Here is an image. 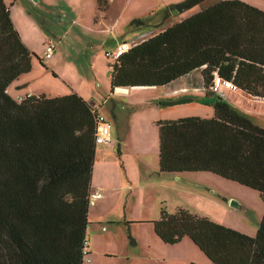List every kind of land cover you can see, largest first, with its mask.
<instances>
[{
  "label": "trees",
  "instance_id": "obj_1",
  "mask_svg": "<svg viewBox=\"0 0 264 264\" xmlns=\"http://www.w3.org/2000/svg\"><path fill=\"white\" fill-rule=\"evenodd\" d=\"M33 56L0 0V264H82L99 112L76 92L10 96L8 85L31 69ZM110 65L112 89L163 85L200 69L206 89L219 77L264 98V10L217 1L135 42ZM212 106L209 118L156 121L159 170L208 171L258 190L264 203V126L221 95ZM152 223L164 243L188 237L208 264H264V213L254 236L183 208L161 207Z\"/></svg>",
  "mask_w": 264,
  "mask_h": 264
},
{
  "label": "crops",
  "instance_id": "obj_2",
  "mask_svg": "<svg viewBox=\"0 0 264 264\" xmlns=\"http://www.w3.org/2000/svg\"><path fill=\"white\" fill-rule=\"evenodd\" d=\"M3 1L9 7L10 17L15 28L19 32L22 41L31 51H33L34 53L36 52V57L41 58L37 53L44 49V43L49 40L54 41V43H56L55 40H57V46L65 42V45H68L70 48L72 47L73 43H76L81 48V54H83V57H86L88 55L89 47L97 48L95 54H91L89 65L92 74L91 82L94 83L97 89L101 88L103 92L104 98H101V100H99L100 97L99 99H97L96 94L94 93L90 95L86 94L85 92L87 91V89L84 88L83 84L80 82L76 83V80L79 78L78 74H76L73 80L72 73H62L59 72L58 69H56L57 63L60 61L59 59H63V61H65V58L67 56H71L67 51L70 48L67 46H64L67 52L61 54V52L55 53V45L52 56L48 58V66H46L47 64H45V67L42 66L35 56H33L32 58L31 66L32 69L34 64L36 63L43 67L45 70H51V72H54V76H61L70 87V89L68 90H64L65 87H61L62 90L66 91L62 93L66 94L70 92H76L85 100H87L91 105L94 106L95 104L94 107L97 108L98 112L103 114L105 117L106 115L101 111H104V107L108 106V108L110 109L109 115L116 119V130H113L112 122L110 120V141L108 143L96 145L90 186L92 190L98 189L101 192V196L97 198L93 204H90L92 207L90 210V206L88 207L87 216H98V219H101V217H104L106 212L109 210L105 208V202H108L111 203L112 207L115 208H119L120 206H122L123 211H121V215L124 221L135 220L134 222L136 223L142 222L148 224L152 222L151 220L157 219L159 217L157 216L158 211L160 215V208L162 207V205L159 209L151 207L150 215L143 213L134 214L135 205H137V208H140L141 203L143 204V200L141 197L134 198L132 195L134 191L133 179L132 176H130L129 169L135 168L136 175L142 177V179L151 177L152 173L157 174L161 178H165L164 176H170V174H173V178L179 179L181 176V172L163 173L159 170V142L157 153L156 150L152 149L156 154V160L153 162V158L150 159V163H152L150 168H145V170L143 169L145 164L141 160L142 157L140 156V152L142 153L143 151L145 153H148V150L144 148H141V151L130 150L129 156L131 155V161L129 160V163H127V161L123 158L125 153L123 149L120 148V146H117V148L114 150L111 146L113 141V134L116 133L118 137L121 132L126 138L130 134L134 135V130H136L137 126L139 125V129H144L146 131L147 137L150 136L152 137V139L153 137L154 139H156V137L158 136V127L156 121L175 119V117H183L185 115H197L199 117L209 118L213 116L212 102L214 100V96L221 95L232 104L238 106L236 103V99L239 98V95L229 91L227 88H225L227 87L225 85H221L217 91L206 89L202 81L200 69L192 70L163 85L116 87L112 89L110 87L111 61L108 57H104L103 54L105 55L106 51H112L123 42L133 44L139 40H142L145 35L154 31L155 28H152L153 26L158 25L157 27H160L164 25V22H168V25L172 24L174 20H181L191 13L198 11L200 8L197 6L198 8L194 10L191 9L184 11L178 8L176 4H171L173 5V7L167 6V8L163 5L165 7L163 11H159L158 15L154 16V11L158 10V6L162 5L161 3H163L161 2L159 4L160 0ZM173 8L179 11L180 15L178 18L166 16L167 12L172 13ZM29 9L37 11L38 13H40L41 17L46 20H49L48 16L49 14H51L52 18H55V20H53L58 23H62L60 22V18H62V16H65L68 18L69 24L64 28V30L60 29L59 32H55V30H58L55 28L53 32L50 31L51 34L48 35V33L46 34V32H44L43 34V32L38 28L39 26L36 22V19H34L31 16V13L28 12ZM152 17H154L155 20H152ZM20 18L25 20V23L28 25V29L19 30ZM136 18L142 20L143 23L138 26L131 24V20ZM55 24L57 25V23ZM61 26L62 25H60V27ZM73 27H76L77 30L74 31V33L71 35L69 31ZM53 35L56 38H54ZM87 35L96 37L97 42L95 41V43L90 44L91 41H88ZM96 59L99 62L98 69L94 68V63L97 62ZM105 60L109 61L108 70H106L107 65ZM24 74L25 73L19 75L7 87V92L15 99L17 96L24 97L27 94L37 95L35 94L34 88H32L31 86L33 78L29 76H23ZM35 74L40 75L39 70L36 71ZM46 76L47 75L44 74L43 78H47ZM230 86L232 87V85ZM108 87L110 88V93L106 94V89ZM177 100H182V102H176ZM199 101L204 105H195V103ZM191 105H193L194 107H191ZM187 106H190L193 111L197 112H185L184 108H186ZM173 109H177L178 111H175ZM175 112H178L179 114L175 116L173 114ZM133 114H139V117L137 119L133 118ZM151 143L153 146V140ZM144 155L146 156L147 154ZM138 182H141L140 178L138 179ZM123 192L127 193V196H125V198H123ZM121 198H123L124 201ZM129 204H131L132 206L130 207V210H127ZM106 218L111 219L110 217ZM88 224H90L89 218ZM103 228L105 229L106 226L103 225ZM149 230L150 229L148 228V231ZM153 233L154 236H156V238L160 240V238L155 234L154 230ZM87 250L89 253L88 248ZM90 261L91 260L89 258L87 264H89Z\"/></svg>",
  "mask_w": 264,
  "mask_h": 264
},
{
  "label": "rangeland",
  "instance_id": "obj_3",
  "mask_svg": "<svg viewBox=\"0 0 264 264\" xmlns=\"http://www.w3.org/2000/svg\"><path fill=\"white\" fill-rule=\"evenodd\" d=\"M185 1L186 0H160L159 4L161 2L164 4L161 3L162 5L158 6V10H155L153 14L154 16H157L159 11H163L165 7H173L171 4H178ZM217 1L220 0H198L190 7H187L184 11L191 9L194 10L198 7L200 8L199 10H202ZM242 1L251 5L255 4L253 6L264 10V0ZM28 12H30L31 16L36 19L39 26L38 28L43 34L46 32V34L48 33L49 35L51 34L50 31L53 32L55 28L58 29L55 30V32H59L60 29L64 30L69 24V20L65 16L60 18V22L62 23H58L54 21L55 18H52L51 14H49V16L47 15L49 20H46L41 17L40 13L37 11L29 9ZM179 15V11L175 8H173L172 13H166L167 17L178 18ZM152 20H155L154 17H152ZM176 21L178 20H174V22ZM19 22V30L28 29L25 20L20 18ZM55 23H57L58 26ZM60 25L62 26L60 27ZM166 25H168V22H164V25L160 27H157L158 25L153 26L152 28L155 29L151 33H156ZM76 30L77 28L73 27L70 29L69 33L72 35ZM151 33H148L145 37L152 35ZM87 36L88 41H91L90 44L95 43V41L97 42L96 37L92 35ZM54 38L56 37L54 36ZM55 41L58 43L57 40ZM64 46L69 47L68 45H65V42L59 44V46L56 45L55 53L61 52L62 54L68 51L71 56H67L65 61L59 59L60 61L57 63L56 69L62 73H72L73 80L76 74H78L79 78L76 80V83L80 82L83 84L84 88L87 89L85 92L86 94L90 95L94 93L96 94L97 99L100 97L99 100L104 98L101 88L97 89L94 83L91 82L92 74L90 71L89 59L91 54H95L97 48L89 47L88 55L83 57V54H81V48L78 44L73 43L72 47H69L70 49L67 51ZM37 54L43 59L44 64H47L46 66H48V58L44 57V49ZM103 56L106 57L104 54ZM96 61L97 62L94 63V68L98 69L99 62L97 59ZM106 65V70H108L109 61H106ZM38 70L40 75L35 74ZM44 74L47 75V78L45 79L43 78ZM23 76L33 78L31 86L34 88L35 94L37 95H64L65 93L62 92H66L64 90L70 89L69 85L61 76L55 75V77L51 70H45L36 63L33 68ZM225 86H227L225 88L229 91L239 95V98L235 99L237 100L236 103L240 109L250 115L256 123L264 126V98L246 94L234 86ZM61 87H65V89L62 90ZM109 93L110 88L108 87L106 89V94ZM199 104L200 106L204 105L203 103L201 104L200 101L195 103V105L198 106ZM191 107L194 106L191 105ZM191 107L187 106L184 108V111L197 112L193 111ZM173 110L178 111L177 109ZM101 112L111 120L113 130H116V119L109 115L110 109L108 106H105L104 111L102 110ZM173 114L176 116L179 113L175 112ZM186 116L197 115H185L183 117ZM132 117L137 119L139 114H133ZM177 118L181 117H175V119ZM134 132V135L130 134L126 138L121 132L118 137L116 133H114L111 146L114 150L117 146H120V148L123 149L125 152L123 158L127 163H129V160L131 161V155L129 156L130 150L141 151V148L148 150V153L143 151L142 153L140 152V156L142 157L141 160L145 164L143 169L145 170V168H150L152 164L150 163V159L153 158V162L156 160V154L153 150H156L157 153L159 139L158 136L156 139H154V137L152 139L150 136L147 137L146 131L144 129H139V125ZM152 140L153 146L151 143ZM144 154L147 155L145 156ZM129 173L133 179V197H141L143 200V204L141 203L140 208H137V205H135L134 214L143 213L150 215L151 207L159 209L161 205L169 213H173L177 209L183 208L192 214L206 217L250 236H254L264 213V203L260 198L258 190L244 186L236 181L222 178L211 172H181L179 179L173 178V174L161 178L154 173H152L151 177L142 179V177L136 175L135 168H130ZM139 178L141 179L140 183L138 182ZM122 195L123 198H125L127 193L123 192ZM123 198L121 199L123 200ZM231 200H235L237 204H231ZM131 206L132 205L129 204L127 210H130ZM91 207L92 206L90 205L89 210ZM105 208L109 210L104 217H101V219H98V216L92 217V215L88 217L90 224L87 225L86 244L89 249L87 256L91 260L89 264H208L206 256L188 237H182L178 242L173 244L164 243L154 236L152 222L147 224L142 222L136 223L134 222L135 220L124 221L121 215V211H123L122 206L115 208L112 207L111 203L105 202ZM157 216H159V211ZM106 217H110L111 219H107ZM103 225L106 226L105 229L103 228ZM148 228L150 229L149 231Z\"/></svg>",
  "mask_w": 264,
  "mask_h": 264
},
{
  "label": "built area",
  "instance_id": "obj_4",
  "mask_svg": "<svg viewBox=\"0 0 264 264\" xmlns=\"http://www.w3.org/2000/svg\"><path fill=\"white\" fill-rule=\"evenodd\" d=\"M134 44V43H133ZM128 42H123L119 44L115 49L112 51H106L105 55L108 57L111 61V63L115 62L119 55H121L124 51H126L131 45H133ZM55 47V43L52 40L47 41L44 43V57L50 58L52 56L53 50ZM231 85L226 81L220 80L219 77H215L214 83L211 86V90L217 91L220 87V85ZM29 95V94H28ZM24 97L17 96V101H21ZM111 138V123L110 120L107 119L103 114L97 113L95 117V131H94V141L96 144H103L108 143ZM101 196V192L96 190H91L89 192L88 201L89 204H93L94 201ZM84 257L82 264H87L89 261V257L86 254V248L84 249Z\"/></svg>",
  "mask_w": 264,
  "mask_h": 264
},
{
  "label": "water",
  "instance_id": "obj_5",
  "mask_svg": "<svg viewBox=\"0 0 264 264\" xmlns=\"http://www.w3.org/2000/svg\"><path fill=\"white\" fill-rule=\"evenodd\" d=\"M231 204H237L235 200H231Z\"/></svg>",
  "mask_w": 264,
  "mask_h": 264
}]
</instances>
